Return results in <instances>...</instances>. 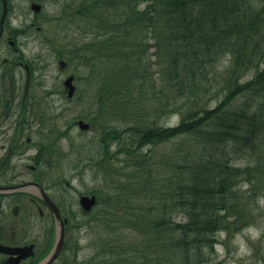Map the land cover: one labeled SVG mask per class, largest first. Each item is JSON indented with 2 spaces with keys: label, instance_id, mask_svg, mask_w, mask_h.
Here are the masks:
<instances>
[{
  "label": "trees",
  "instance_id": "1",
  "mask_svg": "<svg viewBox=\"0 0 264 264\" xmlns=\"http://www.w3.org/2000/svg\"><path fill=\"white\" fill-rule=\"evenodd\" d=\"M73 3L63 16L91 37L64 44L67 59L93 69L112 117L131 121L100 139L103 162L127 163L107 201L92 192L125 215L106 220L125 227L111 231L105 264L215 261L220 236L256 230L264 211V0ZM232 154L263 157L241 167Z\"/></svg>",
  "mask_w": 264,
  "mask_h": 264
},
{
  "label": "rangeland",
  "instance_id": "2",
  "mask_svg": "<svg viewBox=\"0 0 264 264\" xmlns=\"http://www.w3.org/2000/svg\"><path fill=\"white\" fill-rule=\"evenodd\" d=\"M45 1L48 17L44 26L46 44L34 40L21 42L24 45L25 60L35 61L38 68L44 67V69L41 68L40 71L35 72V80L32 81L34 85L33 96L35 95L36 103L37 99H40V104H38L39 113H42L45 108V113H48V115H59L54 121L56 126L54 127L53 137L46 136L48 139H44L39 135L33 136L34 140L42 143L41 146H47L45 152L40 156L42 160L41 167L47 168L48 164H50L49 167H53L48 173L53 179L55 178L53 182H59L57 187L62 192L58 198L62 200L63 206L74 205L77 194L87 195L97 191L102 192L104 194L102 195L103 198L107 201L108 194L114 191L113 186L110 188L111 180H113L112 184L120 183V177L127 173V163L116 161V157L110 158V156L103 162L102 157L99 156L103 148L100 146V139L103 132L107 129L108 132L111 129L110 127L116 126L123 129L130 126L128 124L131 121L126 124L119 119L121 115L112 117L110 112L111 99L103 93L104 91L100 89L101 86L95 81V75L91 74L93 69L89 66L79 68L77 60L71 62L67 59L66 50L63 48L64 44L71 46V43H73L76 47L79 39L87 41L91 37L79 34V30H77L79 21L70 16L72 12H68L66 16H63V4L71 3L72 0H60L58 3H53L51 0ZM73 1V6H75L79 0ZM153 53L154 48L150 50L149 56H152ZM154 60L155 58L152 56L151 61ZM60 61L66 63V68L60 67ZM155 71L156 68L152 67L151 73L153 75H156ZM71 75L76 85L72 99H67L63 95L55 96L53 101L56 110L51 111L50 105L53 101L50 98H45L44 93L46 91L63 92L61 82ZM208 76L211 78V85H209L211 91L207 96L211 100V105H213L212 101L219 94V86L213 85L212 74ZM247 78H250L249 74ZM21 80L23 82V79ZM216 81H220V79L216 78ZM48 104L49 110L47 109ZM100 109L101 112L98 113ZM78 120H83L87 125H90V129L83 132L77 127L70 126ZM168 122V125L176 124V117L169 118ZM56 137H60L57 139V144L54 142ZM169 148L170 146L165 149L160 147L158 150L167 151ZM111 150L116 151L114 148ZM31 154L33 155L34 151H31ZM258 157H263V154ZM258 157H256V154H248L245 157L235 154L231 156L234 159L238 158L236 163L241 167L248 162L253 165ZM102 168H104V171L101 170ZM55 172L60 173L57 178L61 180V184L55 177ZM245 188H241V191H245ZM110 205V203L105 204L104 209L101 205L96 206L88 217L78 215L79 229L75 232L77 241L71 245L76 250L73 254L66 255L69 264H105V260L108 261L106 256L109 253L108 249H110L108 239H110L111 231H115L114 236H117L124 232L125 227V220H120L119 223L114 221V225L113 221H110V225L106 223V220L114 216H116V220L119 216L125 218L124 210L112 211ZM262 205L263 201L261 200L260 206ZM258 218L259 224L256 230H245L232 239H227L224 235L220 236L215 252L217 256L215 261L209 264H264V211L258 215ZM181 219L182 217L179 215L177 220ZM104 223L107 224L106 227H104ZM97 224L99 227L96 226ZM124 234L121 236H126L127 233ZM261 234L263 235L261 236ZM164 264L171 263L165 262Z\"/></svg>",
  "mask_w": 264,
  "mask_h": 264
},
{
  "label": "flooded vegetation",
  "instance_id": "3",
  "mask_svg": "<svg viewBox=\"0 0 264 264\" xmlns=\"http://www.w3.org/2000/svg\"><path fill=\"white\" fill-rule=\"evenodd\" d=\"M18 1L0 0V264H69L66 255L76 250L71 245L77 241L78 215L88 217L93 211H86L80 198L94 193L77 194L74 205L63 206L58 198L62 192L59 182H53L55 178L48 173L53 167H41L40 156L47 146H41L33 136L53 137L59 115H48L45 108L39 113L40 99L36 103L32 81L35 72L44 67L25 60L21 42L46 44L47 7L45 0ZM60 62V67L66 68V63ZM66 79L61 82L63 92L46 91L44 97L72 99ZM50 109H55L54 101ZM78 122L70 126L79 129ZM59 176L57 172L55 177Z\"/></svg>",
  "mask_w": 264,
  "mask_h": 264
},
{
  "label": "water",
  "instance_id": "4",
  "mask_svg": "<svg viewBox=\"0 0 264 264\" xmlns=\"http://www.w3.org/2000/svg\"><path fill=\"white\" fill-rule=\"evenodd\" d=\"M72 77H69L66 79L65 81V85L68 87V96L69 97H72L73 93L74 92V87L72 86ZM79 127L80 129H85L88 127L87 124L83 123L82 121H79ZM80 203L82 204V207L86 210V211H89L96 203V197L95 196H92L91 197H87V196H84V197H81L80 198ZM64 242V239L62 238V241H60V244Z\"/></svg>",
  "mask_w": 264,
  "mask_h": 264
}]
</instances>
